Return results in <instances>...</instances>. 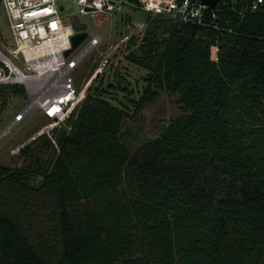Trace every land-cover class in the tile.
I'll use <instances>...</instances> for the list:
<instances>
[{"label": "trees", "instance_id": "obj_1", "mask_svg": "<svg viewBox=\"0 0 264 264\" xmlns=\"http://www.w3.org/2000/svg\"><path fill=\"white\" fill-rule=\"evenodd\" d=\"M219 8L217 29L147 14L127 55L141 89L93 83L56 145L0 165V264H264V9ZM163 92L183 113L131 148L126 120ZM12 97L25 87L0 86V115Z\"/></svg>", "mask_w": 264, "mask_h": 264}, {"label": "built area", "instance_id": "obj_2", "mask_svg": "<svg viewBox=\"0 0 264 264\" xmlns=\"http://www.w3.org/2000/svg\"><path fill=\"white\" fill-rule=\"evenodd\" d=\"M229 1L234 8L240 5L244 12L264 9V0ZM219 5L211 8L201 0H0L10 39L7 43L0 37V86H24L31 99L30 105L9 124L8 130L0 134V141L33 107L43 111L55 128L67 127L68 120L78 114L90 85L79 89L74 73L101 44L102 38L89 36L66 56L65 52L72 48V37L77 34L73 23L67 20L69 16L98 19L129 8L176 24L217 29ZM218 52V46L211 47L213 61H218ZM53 142L56 145L54 139Z\"/></svg>", "mask_w": 264, "mask_h": 264}, {"label": "rangeland", "instance_id": "obj_3", "mask_svg": "<svg viewBox=\"0 0 264 264\" xmlns=\"http://www.w3.org/2000/svg\"><path fill=\"white\" fill-rule=\"evenodd\" d=\"M146 17L147 14L142 10L123 8L114 16H101L98 19L85 15L77 17L71 15L67 18L68 22L82 29V31H76L77 33L87 32L90 37L102 38L101 44L74 73L79 89L86 84L95 83L98 86L103 80L105 89L110 83L115 87L127 89L125 92L111 91L110 95L122 100L125 96L127 99L131 98L130 91L141 89L143 78L149 71L129 60L127 55L131 51L139 52L138 44L133 43L129 47V41L132 37H135L138 42L142 39L147 30ZM0 37L7 43L10 41L9 24L2 12H0ZM106 59L107 62H105ZM26 92L27 98L9 99L5 110L0 115V134L7 131L15 117L30 105L31 99L27 89ZM182 113L178 95L161 93L154 104L147 106L137 117L126 120L123 130L128 134L129 146L135 148L143 141L159 136L165 125ZM54 128L53 121L49 120L43 111L35 107L31 108L20 124L0 141V165L19 167L22 163L21 149L32 142L37 135L48 134Z\"/></svg>", "mask_w": 264, "mask_h": 264}, {"label": "water", "instance_id": "obj_4", "mask_svg": "<svg viewBox=\"0 0 264 264\" xmlns=\"http://www.w3.org/2000/svg\"><path fill=\"white\" fill-rule=\"evenodd\" d=\"M209 7L214 8L217 7L223 0H201ZM89 35L87 32L77 33L72 37V48L65 52L66 56H69L72 52H74L77 48H79L87 39Z\"/></svg>", "mask_w": 264, "mask_h": 264}]
</instances>
